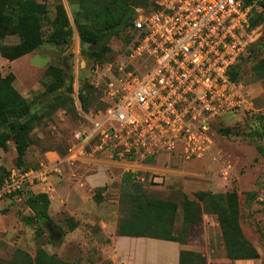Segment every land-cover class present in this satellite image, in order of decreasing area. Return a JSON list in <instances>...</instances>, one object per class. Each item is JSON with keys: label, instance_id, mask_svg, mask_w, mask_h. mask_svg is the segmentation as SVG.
Listing matches in <instances>:
<instances>
[{"label": "built area", "instance_id": "2783aa9c", "mask_svg": "<svg viewBox=\"0 0 264 264\" xmlns=\"http://www.w3.org/2000/svg\"><path fill=\"white\" fill-rule=\"evenodd\" d=\"M259 11L264 0H155L149 11L134 8L124 52L89 68L88 82L106 106L73 134L62 161L72 166L108 156L126 165L133 182L163 188L169 175L141 172V164L161 156L181 164L209 158L231 186L238 160L217 147L212 128L224 115L264 110H254L251 88L231 78L254 41L251 21ZM62 161L12 166L0 201L37 186L54 194Z\"/></svg>", "mask_w": 264, "mask_h": 264}, {"label": "rangeland", "instance_id": "374dc122", "mask_svg": "<svg viewBox=\"0 0 264 264\" xmlns=\"http://www.w3.org/2000/svg\"><path fill=\"white\" fill-rule=\"evenodd\" d=\"M37 1L43 2V0ZM88 1L90 8H96L101 3L100 0H96V3L93 0ZM120 1L107 0V3L112 7H117ZM133 1L138 3L135 8L145 11L151 10L155 2V0ZM81 4L82 0H45L42 3L43 9H41L40 16L45 22L42 25L44 34H48L47 22L54 18L56 10L60 6L67 14L73 34L67 47L44 44L33 53V62L37 65H59L63 62L72 71L71 91L61 99L51 100L49 104L43 99V106L37 111L39 122L33 128L37 129L36 132L43 133V147H53L60 152H66L72 143L73 134L86 128L89 125V119L106 106L101 95L90 89L86 81L90 65L103 61L104 58L95 61L82 54L75 23V19L78 18L79 22L90 25L99 15L93 11L86 12ZM112 10L116 11L117 8H112ZM125 35L122 33L120 36H112L108 40L107 44L111 49L110 59L121 55L130 43L131 40L125 41ZM253 38L254 41L250 44L247 53L234 70L237 76L236 81L246 85L251 82L255 69L264 59V22L254 27ZM19 41L18 35L8 34L0 43L8 48ZM4 69V73H8L5 76L2 75V78L11 75L9 66ZM20 70L24 71L22 67ZM43 74L36 78L33 77L31 81L27 82L29 90L24 94L15 89L14 81L11 79H9V85L14 88L16 95L28 102H35L42 93L43 96L45 94L47 84L44 82ZM15 94H10L7 97L14 98ZM6 99H2L0 94V102L6 101ZM3 132L6 131L0 129V133ZM212 132L218 148L235 156L244 154L242 156L245 163L239 165V177L246 174V187L240 189L235 186L227 191L198 189L184 191L171 184L163 188L144 186L143 192L147 198L169 201L177 205L172 228L168 227L169 233L163 234L167 225H159L154 228H157L166 237L172 235L188 243L193 248L190 252L195 254L193 264H264V110L224 115L219 119V123L214 124ZM32 137L38 141L35 134ZM8 142H11V145L15 144L11 139ZM8 142L7 145H9ZM37 164L32 163L29 167ZM187 177L193 179L197 175L188 174ZM122 187V181L114 182L110 190L104 196L101 195L100 200L105 205L102 206L101 215L103 216L99 218L97 214L98 219H103V217L110 219V217L113 218V215H117V218L120 219L129 215L133 206L128 198L123 199ZM26 197V193L21 194L10 208L0 212V264L9 260L16 249H22L34 257L38 247H42L49 254L57 256L67 264H112L107 258V251L102 250V246L106 249L105 246L109 245L110 239L100 234L101 229L98 225H82L78 233H71L66 225L60 222L62 218L60 216L61 218H58L57 222H53V227L49 230L45 224L40 226L39 223L27 220L32 214L27 211ZM229 204H233L237 212L243 236L258 253V257L255 259L230 260L227 258L218 212L220 206L227 208ZM196 212L199 219H195ZM187 213L190 214V217H187ZM65 216L63 220L67 221ZM191 219L196 221L193 225L188 224ZM155 229L152 228L149 232L157 231ZM19 258L20 262L26 259H23L22 255Z\"/></svg>", "mask_w": 264, "mask_h": 264}, {"label": "trees", "instance_id": "16d2710c", "mask_svg": "<svg viewBox=\"0 0 264 264\" xmlns=\"http://www.w3.org/2000/svg\"><path fill=\"white\" fill-rule=\"evenodd\" d=\"M93 1L97 2L96 0ZM100 1L101 3L96 8H90L88 6L89 1L82 0L81 6L86 12L91 13L93 11L99 15V17H95L92 24H83L78 21V18L75 19L80 38L81 52L95 61H100L102 58H104L103 61L110 59L109 53L111 49L107 42L112 36H120L122 33H125V41L129 42L131 40L130 27L134 18V8L138 6V3L133 0H121L117 7H112V5L107 3V0ZM112 8H117V10L114 11ZM41 9H43L42 3L36 0H0V41L8 34L18 35L20 38L19 43L8 48L0 43L1 57L13 61L29 53H33L44 44L61 45L63 47H67L70 44L73 31L64 8L62 6L58 7L54 18L47 22L49 32L46 35L42 26L45 22L43 21V17L40 16ZM263 22L264 11L256 12L251 21L252 26L255 27L257 24ZM235 68L231 72L233 80L237 79L234 72ZM261 68H264V59L255 71ZM9 79L14 81L13 74L2 78L0 72V94L2 95V99L7 98L6 101L0 102V129L6 131L0 133V148L7 150V142L10 139L13 140L16 148L15 166L27 168L29 166L25 164V155L27 148L34 143L30 133L40 119L37 111L43 106V99L44 102H48L49 104L51 100L65 97L71 91L73 75L71 68L63 62L59 65H48L43 74L44 82L47 84L45 94L43 96L42 93L41 97L35 102H28L19 95H16L14 88L9 85ZM86 81L90 89L101 95L99 91L90 86L88 78ZM10 94H15L16 96L10 99L7 97ZM64 154L65 152H62L63 156ZM6 173L7 171L0 167V184H2ZM122 185L123 192L121 195L123 199L128 198L133 207H131L129 215L122 217L119 223L120 235L134 237L150 236L184 243L178 237H173L172 235L166 237L163 235L169 233L168 231L174 223L177 208L175 203L147 198L144 196V186L133 182L129 174H125ZM95 199L97 202L100 201V192H96ZM25 203L33 211V215L27 218L29 222L39 223L40 226L46 222H52L47 214V208L50 203L48 195L31 193L28 195ZM218 215L227 258L230 260L257 258L258 253L256 249L241 232L237 212L233 204H229L227 208L220 206ZM188 216L190 217L189 213H187ZM195 219H199L197 212ZM195 222L191 219V222L188 224L193 225ZM67 224L70 231L77 226V223L73 221H68ZM159 225H167L165 230H163V234L157 228V231L153 230V233L149 232V230L155 229L154 227ZM21 255L23 259H26L20 262L19 257ZM194 255L190 251H182L180 264H193ZM2 264L67 263L57 256L49 254L42 247H38L34 257L22 249H16L12 257L9 260H5Z\"/></svg>", "mask_w": 264, "mask_h": 264}, {"label": "crops", "instance_id": "0c3cea01", "mask_svg": "<svg viewBox=\"0 0 264 264\" xmlns=\"http://www.w3.org/2000/svg\"><path fill=\"white\" fill-rule=\"evenodd\" d=\"M37 2L44 3V0ZM33 53L13 61L0 57V72L5 76L8 72L4 73V68L10 67L9 71L14 76L13 85L21 94L29 90L26 85L27 82L31 81L33 77L42 75L47 68L46 65H37L33 62ZM21 67L24 71L20 70ZM247 85L251 88L250 105L254 110H261L264 107V68L255 71L251 82ZM36 130L33 129L30 136L33 139L32 135L35 134L38 141L33 139L34 143L27 148L25 164L30 166L32 163H39L43 160L61 162L63 160L62 152L53 147H43V133L36 132ZM8 144L7 150L0 148V167L5 171L15 165L16 159L15 144L11 145V142ZM242 155L244 156L243 153L236 154L238 160L237 175L231 186H224L220 181L217 169L209 158H206L205 161H191L181 164L178 160L161 156L141 164L140 171L144 173H167L169 175L167 185L180 187L184 191H189V189L227 191L235 186L242 189L246 187L247 178L246 174L239 177V165L245 163ZM169 160L171 161L167 164L166 161ZM61 165L62 178L52 180L55 192L48 196L50 203L47 214L52 222L44 223L47 229L51 230L53 222H57L58 218H61L60 216H62L60 222L64 223L67 228L69 227L68 221L77 223L72 231L68 228L71 233H78L82 225H98L101 229L100 234L110 239L109 245L106 244V249L102 246V250L107 251V258L112 264H180L181 252L193 250L188 243L180 241L150 236H122L119 234V223L122 217L118 219L117 215H113V218L110 217V219L107 217L97 218V214L99 218L103 216L101 215L102 206L105 203H102V200L96 201V192H100L101 198V195L104 196L110 190L114 182L123 180L126 174V165L122 162L104 156L93 160L83 159L72 166L62 161ZM72 174L76 176L75 179L72 178ZM188 174H195L197 177L188 179L190 178L187 177ZM77 180L81 181L84 186L79 187ZM31 193L45 194L42 187L37 186L26 193V199ZM19 198L0 201V212L10 208ZM26 208L33 215L31 208L28 206ZM64 215H66L67 221L63 220Z\"/></svg>", "mask_w": 264, "mask_h": 264}]
</instances>
